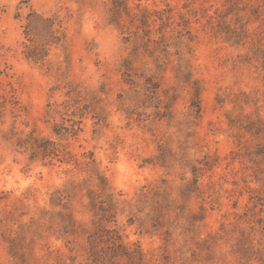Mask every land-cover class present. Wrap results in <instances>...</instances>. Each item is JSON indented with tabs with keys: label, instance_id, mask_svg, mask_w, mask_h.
<instances>
[{
	"label": "rangeland",
	"instance_id": "374dc122",
	"mask_svg": "<svg viewBox=\"0 0 264 264\" xmlns=\"http://www.w3.org/2000/svg\"><path fill=\"white\" fill-rule=\"evenodd\" d=\"M166 2L199 11L181 59L172 38L167 55L153 41L143 49L126 14L113 19V0H0V95L10 100L0 117V264H264V3H140ZM33 12L62 19L44 64L22 53ZM127 66L153 77L160 100L146 99L142 79L123 81ZM72 89L91 109L64 140L52 130L61 116L46 109ZM29 133L58 155L30 159L15 145ZM66 151L92 152V168L63 161ZM91 191L101 193L95 207ZM109 229L142 261L112 256L99 239Z\"/></svg>",
	"mask_w": 264,
	"mask_h": 264
},
{
	"label": "trees",
	"instance_id": "16d2710c",
	"mask_svg": "<svg viewBox=\"0 0 264 264\" xmlns=\"http://www.w3.org/2000/svg\"><path fill=\"white\" fill-rule=\"evenodd\" d=\"M129 0H113L112 3V13L113 19L117 21V19L123 14H126V20L129 25L133 28V33L136 35V38L142 40V48L147 49L150 44V41H153L158 45V50L161 51L164 55L170 53L168 50V46L170 44L167 43L169 38H172L174 41L172 42L176 49V53L178 57L181 59L179 51V45L182 38L190 39L192 38L191 33V22L194 19H198L197 14L198 10L192 6L189 2L182 3L181 7L176 9L175 6H172L169 2H166L164 7L158 9H148L146 6L141 5V0H131L134 5L130 7L128 5ZM230 1V5L228 6V11H233V5L235 4L234 0H225V2ZM240 1V0H238ZM264 3V0H262ZM237 2V0H236ZM232 5V6H231ZM208 22H211V18L216 19L219 14L215 11V15H208ZM33 18L35 20H33ZM152 30L157 31L158 35L156 39L151 38L150 34ZM33 33V34H31ZM25 37L27 42L23 41L22 53L24 57L33 62H39L44 64L47 61V56L49 50L52 45H58L61 43L64 34L62 30V19L58 14H53L51 16H45L43 14L34 13L28 18V22L26 23ZM171 43V45H172ZM136 49V48H135ZM161 56H158V67L162 68V64L159 63ZM162 61V60H161ZM127 65H129L130 61L125 60ZM123 72L124 77L123 81L131 84L132 86H136L137 82L136 78H140L143 80V84L141 88L145 91L146 99L158 101L160 100L158 89V84L153 85V77L146 76L144 74H136L134 77L132 73H130L129 66ZM1 73V72H0ZM132 77V78H131ZM135 78V79H134ZM151 85V86H150ZM72 92L74 94H72ZM138 91L136 92L137 96ZM68 99H65L61 103H48V108L46 112L48 115H60L61 121L54 122L52 125V130L58 138L68 140L70 138H75L79 134L80 131L83 130V118L87 116L91 109V102L87 100L85 96L81 94V92L77 90H68L66 92ZM2 101H0V117L3 115V108L7 104L9 98H7L6 94L0 95ZM138 98V96H137ZM139 101V98H138ZM200 101L197 98L195 102L196 112L197 114L200 112ZM63 106V108L60 107ZM167 111V107L165 111L159 112V105L156 107V113H160L158 116L162 117L164 113ZM64 115H69L66 118ZM15 145L19 148L25 147L26 149H31V153L29 158L33 159L38 156L41 159L53 158L57 154V148L54 146L53 141L51 140H43L40 144L36 137L32 136V134H28L25 138L18 137L15 141ZM63 161L67 163H74L75 166L92 168V164H94L95 160L93 158L92 152H82L79 155L71 152H64ZM206 163V167H209V164ZM199 167L192 166V171L194 174L192 188L195 190L197 188V178L196 170ZM104 185V184H103ZM104 189L105 186H102ZM95 195V197H94ZM96 196H101V193H93L90 192V201L95 207V198ZM99 210L102 213H98L99 217H103V213L106 211L105 207L102 205L99 206ZM109 236L103 238L100 236L99 239L108 244L107 247L112 249V256L117 257L118 255H124L131 259L136 258L137 260L142 261L143 252L139 248L138 245L135 247H131L122 242L120 234H118L115 230L109 229ZM92 248V258L94 260L98 259V253L96 252L94 245H91Z\"/></svg>",
	"mask_w": 264,
	"mask_h": 264
}]
</instances>
